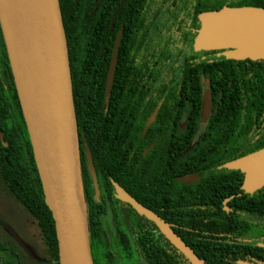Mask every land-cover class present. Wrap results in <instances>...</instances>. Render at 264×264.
I'll use <instances>...</instances> for the list:
<instances>
[{
    "label": "trees",
    "instance_id": "trees-1",
    "mask_svg": "<svg viewBox=\"0 0 264 264\" xmlns=\"http://www.w3.org/2000/svg\"><path fill=\"white\" fill-rule=\"evenodd\" d=\"M171 1L177 3V0ZM245 1V5L264 7V0ZM159 2L60 0L72 72L81 180L95 264H141L140 256L148 264H191L161 232L159 234L171 246L172 252L166 251L157 240L158 235L151 230H141L136 236L133 225L138 213L129 203L115 195L113 182L136 198L137 153L131 144L141 138V133L128 131L131 121L121 119L119 106L122 102L129 106L135 103L128 98L154 94L149 91L150 84L139 82L176 80L177 83L173 85H158L155 88L157 98L189 97V111L199 112L203 89L200 83L204 76L215 91L213 113L208 126L226 132L232 130V159L264 147V60L225 57H212L211 61L202 59L200 56L207 55L209 51H195L193 43L196 34L191 30L185 32L181 24L174 34L180 31L184 34L183 38L170 37L167 41L159 36L161 30L158 27L152 34L149 10L151 5H160ZM177 19L178 14L174 26L178 24ZM192 26H199L197 19H194ZM120 29L122 38L114 84L110 101L106 103L107 77ZM122 97L124 101L120 99ZM169 103L170 100L166 99L159 113L164 112V106ZM0 129L8 143V146H4L0 139V180L5 191L23 205L37 222L49 256L54 264H60L55 219L46 202L1 19ZM227 135L208 132L195 149H202L215 136L224 139ZM86 142L96 167L100 200L94 197L95 189L85 154ZM139 155L142 156V152ZM105 159L108 175H104ZM236 191L241 190L237 188ZM234 200L241 210L235 215L237 239L231 244L235 253L230 256L208 253L205 247L197 245L200 239L197 233L189 232L183 236L184 241L209 264H239L237 259L246 260V255L239 251L242 246L240 237L255 234L264 228V187L254 193L236 196ZM108 215L111 217L109 230L104 225ZM141 218L148 221L146 217ZM223 221L226 225L232 224V216H224ZM9 251L11 256L14 255L13 247L0 245V252ZM0 264L9 262L0 257Z\"/></svg>",
    "mask_w": 264,
    "mask_h": 264
},
{
    "label": "water",
    "instance_id": "water-1",
    "mask_svg": "<svg viewBox=\"0 0 264 264\" xmlns=\"http://www.w3.org/2000/svg\"><path fill=\"white\" fill-rule=\"evenodd\" d=\"M195 51L226 50L229 59L264 60V7H224L199 15ZM0 19L7 52L28 126L46 202L55 219L60 264H95L87 223V206L80 170L76 111L69 49L60 0H0ZM122 38L118 32L107 77L106 102L114 84ZM213 108L212 92L204 94L202 116ZM156 109L148 125L154 120ZM0 139L8 146L0 129ZM85 154L95 188H100L90 146ZM244 173L242 190L254 193L264 187V147L224 165ZM189 182L190 179L184 178ZM116 197L153 220L166 238L191 264H209L175 230L114 183ZM239 264H255L239 260Z\"/></svg>",
    "mask_w": 264,
    "mask_h": 264
},
{
    "label": "flooded vegetation",
    "instance_id": "flooded-vegetation-1",
    "mask_svg": "<svg viewBox=\"0 0 264 264\" xmlns=\"http://www.w3.org/2000/svg\"><path fill=\"white\" fill-rule=\"evenodd\" d=\"M245 2V0H177V3H172L171 0H160V5H151L149 10L150 19L148 20L151 24V33L154 34L158 27L161 30L159 36L167 41L170 40V37L183 38L184 34L180 31L179 36L174 34L181 24L185 32L191 30L197 34L201 27L199 15L202 12L220 10L226 6H249L245 5ZM177 14L176 22L178 24L174 26ZM194 19H197L198 27L192 26ZM225 51L211 50L207 55L202 54L200 58L209 59V61L212 60V57L229 59L224 55ZM223 66L226 68L225 65ZM164 83L173 85L177 81H163L162 79L150 82L148 80L141 81L139 84H150L149 91L154 94L143 98L138 96L128 98L134 100L135 103L129 106L122 102L119 106L121 119L127 122L131 121L128 131L141 133V138L135 139L131 144L137 153L135 157L136 200L159 215L182 239L189 232L197 233L200 238L197 245L205 247L208 253L230 256L235 253L231 244L237 239L235 215L241 211L234 199L236 196L245 194L242 190L244 173L240 170H228L224 166L233 160L232 130L226 132L223 129L208 126L213 108L209 117L204 120L202 116L204 94L210 90L213 98V93H215L211 82L205 81L204 76L200 83L203 89L199 112L189 111V102L191 101L189 97L157 98L155 88ZM229 83L232 84V82ZM120 99L125 100L124 97ZM166 99H169L171 103L164 106V112L159 113ZM158 107L159 110L154 120L148 125ZM208 132L228 135L224 139L215 136L212 142L206 143L202 149H195L198 142L206 137ZM140 152L143 157L139 155ZM224 159L226 161L221 162ZM105 164L104 175H108L106 159ZM184 178H188L190 181H184ZM114 183L116 182H113V185ZM237 188H240L241 191H236ZM107 198L104 197V199ZM136 212L138 215L135 217L133 225L135 235L138 236L144 229L151 230L158 235L157 240L166 251L172 252L171 246L159 234L161 230L158 225L148 218V221L142 219L141 217L145 216ZM226 214L232 216V224L224 223L223 218L227 216ZM110 220L109 215L104 220L107 230H109L108 222ZM263 220L264 218H262ZM164 237L166 236L164 235ZM240 239H242V246L239 251L246 255L244 261L264 264V228L255 234L244 235ZM255 247H260L263 250H258ZM228 248L231 250L227 251ZM226 259L230 260V257ZM239 260L237 259L236 262ZM140 262L148 264L143 256H140Z\"/></svg>",
    "mask_w": 264,
    "mask_h": 264
},
{
    "label": "rangeland",
    "instance_id": "rangeland-1",
    "mask_svg": "<svg viewBox=\"0 0 264 264\" xmlns=\"http://www.w3.org/2000/svg\"><path fill=\"white\" fill-rule=\"evenodd\" d=\"M0 245L14 248L0 252L9 264H54L41 229L26 208L10 196L0 180Z\"/></svg>",
    "mask_w": 264,
    "mask_h": 264
}]
</instances>
